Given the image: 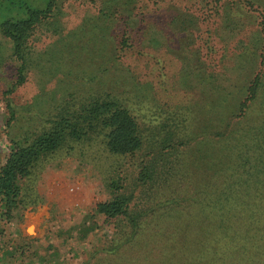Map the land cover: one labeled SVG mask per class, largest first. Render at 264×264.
<instances>
[{
	"label": "rangeland",
	"instance_id": "obj_1",
	"mask_svg": "<svg viewBox=\"0 0 264 264\" xmlns=\"http://www.w3.org/2000/svg\"><path fill=\"white\" fill-rule=\"evenodd\" d=\"M30 10L45 13L26 35L24 44L30 47L23 45L24 48L32 50V55L46 46L49 55H71L66 68L79 60L78 65L93 74L86 86L95 87V81L100 80L99 85L125 104L141 127L146 121L157 124L172 117L176 122L188 118L186 114H189L185 123L192 130L178 128L177 137H171L162 146L195 134L193 130L200 120L195 89L206 90L217 83L231 88L237 95L231 103L235 115L230 117L225 136L227 144L219 138L200 149L207 152L225 149L232 158L239 156V152L241 161L244 159L254 169L261 168L264 172V83L253 94L243 91L255 71L264 68V48L259 49L264 38L260 23L264 0H132L131 3L128 0H0V24L6 20H24ZM56 33L60 34L62 45L57 44ZM254 38L253 62L250 65L230 62L233 58L228 56L234 57L240 52L239 42L244 40L251 46ZM13 47L0 30V164L7 154L8 136L15 132L22 134L37 124L36 119L30 124L20 122V111L24 119L29 116L20 106L29 104L39 94L38 75L50 69L45 63L44 69L29 70L26 80L8 93L17 67ZM215 73L221 78L217 83L212 82L211 75ZM57 79L55 75L45 89L55 88ZM246 94L250 97L243 100ZM7 104L17 112L16 124L20 123L10 124L12 132L6 125ZM175 106L180 109L176 110ZM190 108L194 110L189 112ZM97 139L87 143L88 146H74L70 152L77 153L76 156L58 158V155L34 169L31 177L21 184L22 201L10 219L0 209V264H129V256L148 251L149 257L138 258L136 264H153L157 259L165 260L168 250L173 252L174 248L177 255L166 258L168 261L191 259L196 247L189 239L195 235L201 238L192 223L186 227L183 237L178 233L181 237L175 243L165 240L164 235L157 242L148 238L151 218L145 221L147 229L141 230V239L138 242L139 237L134 239L137 243L117 241L126 230H116V221L96 210V204L108 198V193L103 173L94 162L98 159L97 165H103L101 170L105 168L106 173L112 161ZM162 146L151 150V155H155L149 160L154 165L141 153L144 147L131 156L116 158L119 164L135 166L139 171L147 168L149 173L158 170L163 176L154 173L155 181L151 177L144 190L136 181L140 188L134 193L139 192L141 196L138 207L146 206L145 200H149L146 198L148 186L162 187L159 200L151 206L163 212V205L172 199L170 204L186 206L190 202L186 200V192L192 185L196 188L188 194L194 193L192 198H196L197 186L202 187L208 181L221 182L219 178L207 180L194 171L198 167L199 151L202 152L194 144ZM81 147L86 153L85 159L78 155ZM180 162H185L191 177L184 175ZM165 167L171 168L169 172ZM263 177L261 174L246 180L256 186L264 182ZM180 183L185 186L184 190H179ZM210 240L215 241L214 236ZM257 258L264 257L253 260Z\"/></svg>",
	"mask_w": 264,
	"mask_h": 264
},
{
	"label": "trees",
	"instance_id": "obj_2",
	"mask_svg": "<svg viewBox=\"0 0 264 264\" xmlns=\"http://www.w3.org/2000/svg\"><path fill=\"white\" fill-rule=\"evenodd\" d=\"M131 1L128 0L129 3ZM49 8L50 6H47V9ZM44 13L45 11L30 10L28 17L24 20H6L0 24L1 33L14 45L13 54L17 60L15 79L7 90L8 93L13 91L15 85L26 80L29 70L44 69L45 63L50 68L38 75L39 94L34 96L29 104L20 106L23 113L29 115L24 119L20 111V122L22 120L30 124L36 119L37 124L33 126V129L30 128L22 134L15 132L7 138V154L0 164V209L6 219H10L13 211L20 206L23 191L21 184L31 177L34 169L58 155V158L76 156L77 153L70 152L74 146H88L90 144L87 143L98 138L103 152L107 153L112 161L106 173L105 168L101 170L103 165H97L98 159L94 162L96 168L103 173V182L108 193V198L96 204V210L105 218L114 219L116 230L120 232L126 230L122 232L125 233L124 235L118 236L119 243L126 244L131 240L132 245L137 243L141 239L139 236L141 230L147 229L144 226L147 218L152 219L149 225L151 233H147V236L153 242H157L156 239L164 235L165 240L175 243L184 236L186 227L192 223L201 238L195 235L189 239V243L195 244L196 247L191 259L183 258L174 263L171 260L168 261L166 258L174 257V253H177L174 248L173 252L168 250L169 256H165V260L155 261L156 258L150 256V259L155 261L153 264H257L259 263L257 261L264 263V258L253 260L255 257H264V182L253 186L246 180L248 177L264 174L263 170L254 169L244 159L241 161L242 156L239 152L237 153L239 156L232 158V154L225 149L222 151L213 149L210 152H207V149H200L201 146L214 143V139L219 138L224 145L227 144L228 139L225 136L230 117L235 115V112H232L231 103L236 99V92L217 83L221 79L217 73L211 75L212 82L217 83L216 86L211 85L206 90L195 89L199 104L196 110L200 114V120L193 130L195 134L185 140L176 139L171 144L175 147L194 144L196 150L200 149L204 152L199 151L198 167H194V171L197 174H203L207 180L219 178L221 182L214 184L208 181L202 187L197 186L196 198H192L194 193L188 194V191L196 188L192 185L186 192V200H190L186 206L170 204L172 199L163 205L161 208L165 210L163 212H158V207L151 206L152 202L159 200V195L163 192L162 187L149 188L148 186L149 194L147 193L146 198L149 200L147 202V199L145 200L146 206L142 204L138 207L137 203L141 201V196L139 192L134 193L140 188L136 181L140 182L144 190L151 177L153 179L155 176L154 173L159 171L154 170V173H149L147 168L139 171L135 166L132 168L131 165L119 164L116 158L131 156L144 147L141 153L145 154L146 161H150L149 159L155 155H151V150L160 148L161 144L171 137H177L178 128L184 131L192 130V127L185 123L189 114L185 113L188 118H180L176 122L172 117L165 118L157 124L146 121L145 126L141 127L130 113V109L119 102L114 94L99 85L100 80L95 81V87L86 86L92 80L93 74L78 65L79 60L73 61L75 63L73 67L66 68L65 64L72 56L49 55L48 46L32 55V50L24 48L26 35L32 31L34 24ZM260 23L264 27V16H261ZM56 34L57 44L62 45L60 34ZM254 41L255 38L251 46H247V43L241 40L240 52L234 57L228 56V59L233 58L230 62L250 65L255 59ZM25 47L28 48L30 45ZM261 48H264V38L259 49ZM259 56L263 58L261 52ZM236 67L234 71L237 70ZM55 75L58 76L55 88L45 89ZM263 83L264 68L255 71L243 91L253 94L256 87ZM41 88L44 89L41 90ZM139 88L136 93H139ZM136 93L135 95H138ZM246 95L243 100L250 97ZM6 107L9 115L6 125L12 132L10 124L17 123L15 120L17 112L9 104ZM179 109L177 107L176 110ZM193 110L190 108L188 111ZM237 111L238 108H236ZM171 145L166 144L162 147ZM80 149L78 155L82 157L81 159H85L86 153L82 152V147ZM178 164L185 170L184 175L191 177L184 166L185 162ZM150 165L154 163L151 162ZM170 169L165 167L166 172ZM159 176L163 177L160 173ZM154 181L153 179L152 182ZM178 185L179 190L185 189L182 183ZM155 211L157 212L153 214ZM115 227L112 226V229L115 230ZM164 227L165 229L161 230ZM179 232L181 236L178 235ZM207 232L209 234H206ZM171 235L172 237L168 238ZM212 236L215 241L210 240ZM137 237L139 238L136 242L134 239ZM145 256L149 257V251L144 254L137 253L134 257L129 256V264H136L138 258Z\"/></svg>",
	"mask_w": 264,
	"mask_h": 264
}]
</instances>
